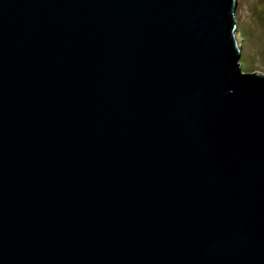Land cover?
Returning a JSON list of instances; mask_svg holds the SVG:
<instances>
[{
  "label": "water",
  "instance_id": "1",
  "mask_svg": "<svg viewBox=\"0 0 264 264\" xmlns=\"http://www.w3.org/2000/svg\"><path fill=\"white\" fill-rule=\"evenodd\" d=\"M236 6L0 0V264H264Z\"/></svg>",
  "mask_w": 264,
  "mask_h": 264
},
{
  "label": "rangeland",
  "instance_id": "2",
  "mask_svg": "<svg viewBox=\"0 0 264 264\" xmlns=\"http://www.w3.org/2000/svg\"><path fill=\"white\" fill-rule=\"evenodd\" d=\"M235 19L242 70L264 74V0H237Z\"/></svg>",
  "mask_w": 264,
  "mask_h": 264
},
{
  "label": "trees",
  "instance_id": "3",
  "mask_svg": "<svg viewBox=\"0 0 264 264\" xmlns=\"http://www.w3.org/2000/svg\"><path fill=\"white\" fill-rule=\"evenodd\" d=\"M236 22H237V20H236Z\"/></svg>",
  "mask_w": 264,
  "mask_h": 264
}]
</instances>
